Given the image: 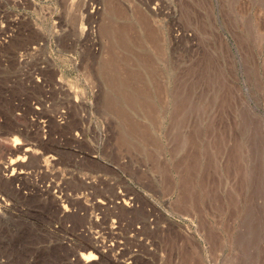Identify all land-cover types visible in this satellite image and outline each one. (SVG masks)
I'll return each instance as SVG.
<instances>
[{
	"label": "rangeland",
	"instance_id": "1",
	"mask_svg": "<svg viewBox=\"0 0 264 264\" xmlns=\"http://www.w3.org/2000/svg\"><path fill=\"white\" fill-rule=\"evenodd\" d=\"M0 264H264V0H0Z\"/></svg>",
	"mask_w": 264,
	"mask_h": 264
},
{
	"label": "bare ground",
	"instance_id": "2",
	"mask_svg": "<svg viewBox=\"0 0 264 264\" xmlns=\"http://www.w3.org/2000/svg\"><path fill=\"white\" fill-rule=\"evenodd\" d=\"M120 30H121V29H120ZM117 31H118V30H117ZM115 32H116V31H115ZM118 32H121V31H118ZM118 32H116V33H118ZM120 34H121V33H120ZM118 36H119V34H118ZM120 37H121V39H122L123 36H120ZM119 39H120V38H119ZM116 56H117V55H116ZM110 59H111V58H110ZM117 59H118V58H117ZM118 60H119V59H118ZM110 61H111V60H110ZM112 61H113V59H112ZM120 61H121V60H120ZM120 61H119V62H120ZM113 62H114V61H113ZM121 62H122V61H121ZM121 62H120V64H122ZM115 63H116V62H115ZM115 63H114V64H115ZM116 64H117V63H116ZM116 64H115V65H116ZM118 64H119V63H118ZM108 65H109V63H108ZM111 65H113V64H111ZM109 66H110V65H109ZM109 66H108V67H109ZM113 66H114V65H113ZM110 67H111V66H110ZM120 67H121V66H120ZM123 67H124V66H123ZM111 68H112V67H111ZM107 69H108V68H107ZM118 69H119V67H118ZM114 70H115V69H114ZM108 71H109V70H108ZM106 72H107V71H106ZM108 73H109V72H108ZM92 257H93V255H91L90 253H88V254H86V255H83L82 258H83V260H85V261H89V260H91Z\"/></svg>",
	"mask_w": 264,
	"mask_h": 264
},
{
	"label": "built area",
	"instance_id": "3",
	"mask_svg": "<svg viewBox=\"0 0 264 264\" xmlns=\"http://www.w3.org/2000/svg\"><path fill=\"white\" fill-rule=\"evenodd\" d=\"M60 121L63 123L62 119H60ZM126 206L129 205V202H123Z\"/></svg>",
	"mask_w": 264,
	"mask_h": 264
}]
</instances>
